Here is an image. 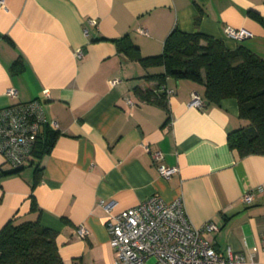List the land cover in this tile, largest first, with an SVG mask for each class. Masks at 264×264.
Wrapping results in <instances>:
<instances>
[{"label": "crops", "instance_id": "crops-1", "mask_svg": "<svg viewBox=\"0 0 264 264\" xmlns=\"http://www.w3.org/2000/svg\"><path fill=\"white\" fill-rule=\"evenodd\" d=\"M225 26L251 36L230 38ZM174 28L264 58V0H2L0 108L38 98L57 135L18 169L0 154V229L38 219L55 231L63 264H112L102 201L116 213L157 193L180 198L194 226L214 222L207 237L216 250L264 264V191L242 200L264 187V155L240 156L228 145V133L248 123L237 100L208 101L203 83L173 76L164 81L173 91L168 109L138 97L136 88L154 89L152 76L164 72L138 55L161 53ZM128 41L137 49L125 51ZM193 92L202 107L189 104ZM156 149L177 167L169 178L152 161ZM79 223L88 228L85 238Z\"/></svg>", "mask_w": 264, "mask_h": 264}, {"label": "trees", "instance_id": "trees-1", "mask_svg": "<svg viewBox=\"0 0 264 264\" xmlns=\"http://www.w3.org/2000/svg\"><path fill=\"white\" fill-rule=\"evenodd\" d=\"M121 40H118L120 46ZM126 44L125 51L137 49L131 41ZM138 56L146 66L164 67L163 73L152 76L158 80L154 89L136 88L142 101H156L168 109L164 89L167 76L201 82L208 101L233 97L237 100L239 115L248 121L228 133L229 147L240 156L264 155V58L244 45L228 49L222 39L178 28L167 35L161 53ZM56 135V131L46 125L31 155L46 153ZM32 202L35 207L34 200ZM55 235L53 229L41 225L38 219L18 224L6 222L0 229V264H63Z\"/></svg>", "mask_w": 264, "mask_h": 264}, {"label": "built area", "instance_id": "built-area-1", "mask_svg": "<svg viewBox=\"0 0 264 264\" xmlns=\"http://www.w3.org/2000/svg\"><path fill=\"white\" fill-rule=\"evenodd\" d=\"M96 23L94 19L86 21L87 25ZM224 29L228 37L236 40L251 36L244 28L225 26ZM140 32L146 33V30L142 28ZM77 54L81 55V50ZM164 89L167 95L173 92L167 87ZM44 93L47 94V89ZM7 95L15 98L16 90L8 88ZM128 103L131 104V100ZM189 104L200 108L203 100L193 92ZM44 125L54 127L56 122L47 120L43 102L38 98L0 108V154L4 160L13 167L22 166L30 158ZM150 155L160 176L169 178L177 171L176 166L163 163L160 150H152ZM255 190L264 191V187L248 189L242 197L243 202H252ZM102 203L110 212L106 226L115 252L112 264H250L241 252L216 250L207 237L217 228L216 224L208 221L194 226L180 198L166 201L155 193L116 213L110 211L109 203ZM76 232L85 238L88 228L79 223Z\"/></svg>", "mask_w": 264, "mask_h": 264}, {"label": "rangeland", "instance_id": "rangeland-1", "mask_svg": "<svg viewBox=\"0 0 264 264\" xmlns=\"http://www.w3.org/2000/svg\"><path fill=\"white\" fill-rule=\"evenodd\" d=\"M151 261H153V259Z\"/></svg>", "mask_w": 264, "mask_h": 264}]
</instances>
